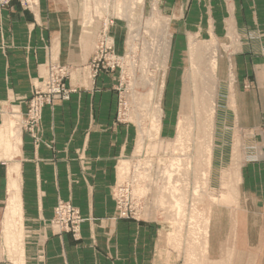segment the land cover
Listing matches in <instances>:
<instances>
[{"label": "crops", "instance_id": "obj_1", "mask_svg": "<svg viewBox=\"0 0 264 264\" xmlns=\"http://www.w3.org/2000/svg\"><path fill=\"white\" fill-rule=\"evenodd\" d=\"M84 6L83 0H39L33 12L15 2L0 10V264H16L7 250L20 251L22 264H110L102 253L113 248L112 237L123 245L134 241L127 223L111 218L110 197L115 161L127 156L134 132L115 120L116 74L90 76L100 25L85 18ZM158 6L169 21L171 59H183L189 36L234 40L229 58L236 82L221 85L223 126L215 139L230 143L231 159L235 150L240 157L237 187L245 201L264 206V0H160ZM118 24L111 29L115 42ZM48 61L70 66L67 84L76 91L44 106L35 147L16 121ZM58 199L94 219L83 223L79 241L50 229ZM13 219L20 239L10 228Z\"/></svg>", "mask_w": 264, "mask_h": 264}, {"label": "rangeland", "instance_id": "obj_2", "mask_svg": "<svg viewBox=\"0 0 264 264\" xmlns=\"http://www.w3.org/2000/svg\"><path fill=\"white\" fill-rule=\"evenodd\" d=\"M91 1L83 0V15L100 28L88 64L90 76L101 70L116 74L115 120L128 124L134 132L128 141L127 156L115 161L110 187L111 218L127 223L129 237L134 241L123 245L118 237H112L113 248L102 253L105 259L110 264H264V206L245 201L237 187L240 157L235 150L233 165L230 143L221 136L215 139L223 126L221 85L231 88L236 82L229 58L236 50L234 40L229 35V43L189 36L183 44V59H171L169 21L159 9L160 0H130L131 5L129 0H94L90 5ZM12 2L29 12L39 5V0H0V10ZM117 23L120 34L115 42L111 29ZM191 41L198 49L196 55L203 57L199 65L205 72L210 62L207 57L212 51L216 55L215 87L208 82V88L214 91L209 90L213 109L207 99L204 108L194 109L197 114L191 125L180 134L182 98L186 91L191 95L193 88L199 89L204 82L197 78L189 81L193 69L189 61ZM99 45L105 52L96 60ZM110 51L115 61L106 59ZM45 71L25 99L24 117L16 121L31 135L35 147L40 142L44 106L67 101L76 91L67 84L70 66L48 61ZM57 79L61 80L65 99L53 101L47 95L50 80ZM249 86V82L243 84L244 88ZM205 87L199 90L205 92ZM36 91L43 99L31 103ZM78 159L85 161L82 150ZM87 221L94 219L84 217L71 201L58 199L48 224L54 234H68L79 241L81 227ZM17 226L18 221L13 219L10 228L20 239ZM4 240L5 248H10L6 237ZM3 253L14 263H23L20 251Z\"/></svg>", "mask_w": 264, "mask_h": 264}, {"label": "bare ground", "instance_id": "obj_3", "mask_svg": "<svg viewBox=\"0 0 264 264\" xmlns=\"http://www.w3.org/2000/svg\"><path fill=\"white\" fill-rule=\"evenodd\" d=\"M128 4H130V0L127 1ZM131 5V4H130ZM129 7V6H128ZM131 11V10H130ZM155 11V10H154ZM130 13V12H129ZM89 16V15H87ZM88 18V17H87ZM155 19V18H154ZM158 22V21H157ZM165 22V21H164ZM153 23V21H152ZM167 23V22H166ZM165 23V24H166ZM150 24V23H149ZM163 26V25H162ZM137 32V31H136ZM154 40V39H153ZM169 41V40H168ZM167 41V45H169ZM193 41H191V50H190V53H189V61H190V64H191V67L193 68L192 69V72L190 71L189 72V81H193L194 78H197L198 80L201 79H204V82H203V85L202 86H199L197 88H204L205 86V92L203 91H200L199 89H196V88H193V93H188V91L185 92L184 94V97L182 98V104H181V110L179 111L180 112V118H179V133L180 134H183V132H185V129L186 127H188L189 125H191V120L194 119V116L196 113H194L193 111H195L194 109H202L204 108V106L206 105V102H207V99H208V105L209 107H211L210 103H212V101L210 102V96H211V92L209 90H212V89H209L208 86L210 82L212 84V86L214 85L215 83V80H214V77H215V69H216V55L213 53L212 51V54H210V56L207 57V60L206 61H210L209 62V68H207L208 72H205L202 68L203 67H200L202 65H199V63L201 62V58L199 55H196L198 54L199 52H196V50H198L196 48V45L195 43H192ZM132 45V44H131ZM212 45V44H211ZM168 47V46H167ZM199 48V47H198ZM202 63V62H201ZM206 66L208 64H205ZM186 77H184L185 79ZM194 82V81H193ZM146 85V84H145ZM215 87V85H214ZM213 91V90H212ZM214 92V91H213ZM199 93V94H198ZM147 94V93H146ZM190 95V96H189ZM144 97V96H143ZM213 98V97H211ZM213 105V104H212ZM158 106V105H157ZM213 107V106H212ZM211 107V108H212ZM210 108V111H209V118H211L210 116H212V109ZM159 110V109H158ZM159 113V112H158ZM149 118V117H148ZM208 118V119H209ZM212 119V118H211ZM149 120V119H148ZM147 120V121H148ZM157 120V119H155ZM155 120H152V121H155ZM212 121V120H211ZM153 123V122H152ZM156 123V122H155ZM140 124V123H139ZM157 124V123H156ZM159 124V123H158ZM157 124V125H158ZM154 125V124H153ZM145 126V125H144ZM155 126V125H154ZM157 128V127H156ZM155 128V129H156ZM143 129V128H142ZM188 134V133H187ZM190 134V133H189ZM145 136V135H144ZM188 136V135H186ZM190 136V135H189ZM154 137V136H153ZM179 139V137H178ZM190 139V138H188ZM212 139V138H211ZM203 141V140H202ZM210 141V140H208ZM189 147V146H188ZM173 148V147H172ZM175 150V149H174ZM209 151V150H208ZM214 199V198H213ZM212 199V200H213ZM221 199V198H220ZM216 201V199H215ZM214 201V202H215ZM213 202V203H214ZM12 206L14 205H9V210L11 211V213L13 214L14 213V209L12 208Z\"/></svg>", "mask_w": 264, "mask_h": 264}, {"label": "built area", "instance_id": "obj_4", "mask_svg": "<svg viewBox=\"0 0 264 264\" xmlns=\"http://www.w3.org/2000/svg\"><path fill=\"white\" fill-rule=\"evenodd\" d=\"M108 48L110 49V47H108ZM98 50H99V53H98V55H96V58H95L96 60H99L104 56L105 48L102 47V45H99ZM109 53L110 54H109V56H106V59H108L110 61H115L116 60L115 56L112 54L111 51ZM59 82H61V80H59V79H57L54 82L52 80H50L51 86H50L49 94L47 95V99L53 98L54 99L53 101L65 99L64 93L61 90L62 87L60 86ZM54 83H55V85H54ZM35 93H36V95L32 98V100H30L31 103H36V101H41L43 99V97L41 96L39 91H36ZM38 107H40V105H38Z\"/></svg>", "mask_w": 264, "mask_h": 264}]
</instances>
